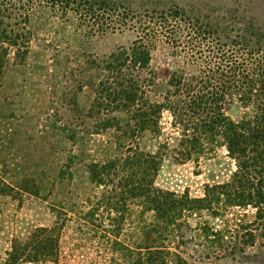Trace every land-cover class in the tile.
<instances>
[{"label": "rangeland", "instance_id": "obj_1", "mask_svg": "<svg viewBox=\"0 0 264 264\" xmlns=\"http://www.w3.org/2000/svg\"><path fill=\"white\" fill-rule=\"evenodd\" d=\"M11 1L15 9L3 19L4 27L15 33L24 28L26 34L18 46L6 47L0 65V181L5 185L0 195V264L14 240L24 242L41 227L57 228L55 264H131L140 226L152 221V212L141 216L135 201H127L124 213L101 203L102 188L91 180L92 166L124 157L130 146L158 158L156 188L201 198L206 186L228 180L235 162L219 139L203 143L196 160L176 162L173 150L180 131L166 108L157 127L123 137L116 128L123 130L125 113L96 107L102 73L95 64L117 47H129L141 25L148 22L150 29H158L161 13L176 12L174 22L168 21L174 24L169 34L148 39L150 63L140 72L148 104H171L174 99L164 98L173 92L172 74L182 69L187 79L196 70L184 64L188 55L180 52L187 41L212 65L226 51L250 61L255 50L253 59L264 61V0ZM238 98L230 93L222 105L233 122L252 114V107ZM231 212L217 217L206 211L191 214L185 218L190 228L183 229L185 244H163L188 264H264L261 237L243 245L244 252L230 255L226 249L207 247L198 236L195 228L206 224L234 242L232 230L253 221L255 210L247 206ZM127 250L131 258L125 256Z\"/></svg>", "mask_w": 264, "mask_h": 264}, {"label": "trees", "instance_id": "obj_2", "mask_svg": "<svg viewBox=\"0 0 264 264\" xmlns=\"http://www.w3.org/2000/svg\"><path fill=\"white\" fill-rule=\"evenodd\" d=\"M14 9L11 0H0V65L6 47L18 46L26 34L24 28L15 33L7 30L8 25L4 27L3 19L10 18V11ZM176 18V12L161 13L155 24L158 29H150L148 22L141 25L129 47L119 46L98 60L95 68L102 77L96 85V107L106 113L124 112L127 117L124 128L116 131L130 138L157 127L160 112L166 108L173 125L180 131V140L173 150L176 162L196 160L202 153L203 143L219 139L234 160L235 170L225 182L206 186L203 197L189 198L187 193L177 195L156 188L153 177L158 158L136 153L130 146L125 147L124 157L92 166L91 180L102 188L101 203L106 202L113 211L121 209L124 213L128 211L127 201H135L141 216L152 212V221L142 222L140 226L138 252L133 253L131 264H188L178 253L167 250L163 241L184 245L183 229H190L185 218L201 211L217 217L233 214V208L250 206L255 210L253 221L236 225L232 230L230 237L234 242L226 241L221 230L213 231L206 224H198L195 231H200L198 236L207 247L226 249L233 255L236 251L244 252L242 246L252 244L256 236L264 239V61L253 59L255 50L250 53V61L235 56L236 52L226 51L223 59L212 65L199 58L202 51L197 45L187 41L186 45L179 46L180 52L188 55L184 64L196 68L195 72L187 79L182 69L173 73L169 83L173 92L164 100L174 101L150 105L144 97L146 80L140 78V72L147 70L150 63L148 39L156 34H169L174 24L169 25L168 21L174 22ZM215 41L220 46L219 38ZM233 92L238 94L240 102L252 107L251 116L238 122L229 120L222 112L224 98ZM4 187L0 181V195L5 193ZM125 256L132 257V251L127 250ZM57 259V228L41 227L24 242L14 240L4 264L38 261L55 264Z\"/></svg>", "mask_w": 264, "mask_h": 264}]
</instances>
